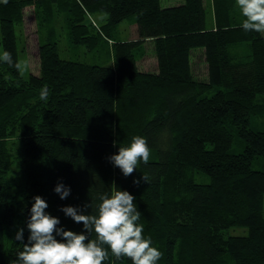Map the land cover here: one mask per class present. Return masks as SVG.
<instances>
[{"label":"trees","instance_id":"obj_1","mask_svg":"<svg viewBox=\"0 0 264 264\" xmlns=\"http://www.w3.org/2000/svg\"><path fill=\"white\" fill-rule=\"evenodd\" d=\"M59 1H35L47 5V25ZM161 1L67 0L71 43L99 49L111 65L61 58L51 27L38 42V74L23 77L0 62V264L22 250L18 229L28 242L34 196L46 200L60 227L80 233L83 224L61 208L95 214L99 196L114 187L134 195L144 236L163 253L157 264H264V128L252 127L258 116L264 125V34L242 30L235 0H211L210 29L206 0ZM28 2L0 0L1 50L14 61L16 25ZM98 12L106 18L96 25L88 15ZM124 20L135 25L136 38L113 35ZM148 40L155 71L136 63ZM196 50L203 51L204 80L193 72ZM45 85L50 94L41 101ZM12 135L19 176L11 180ZM137 135L147 139L149 163L126 177L109 157ZM197 173L208 182H197ZM57 183L70 188L66 199L54 192ZM105 264L131 261L110 257Z\"/></svg>","mask_w":264,"mask_h":264},{"label":"clouds","instance_id":"obj_2","mask_svg":"<svg viewBox=\"0 0 264 264\" xmlns=\"http://www.w3.org/2000/svg\"><path fill=\"white\" fill-rule=\"evenodd\" d=\"M2 2L7 4L8 0ZM235 3L243 17L242 30L264 34V0H235ZM0 62L17 70L26 67L25 62L14 61L7 50L0 53ZM49 94L50 88L42 86L40 100L47 101ZM150 154L146 137L137 135L126 146H120L109 160L127 177L141 162L148 164ZM141 179L147 183L150 177L142 175ZM133 183L138 185L140 180ZM53 190L60 199L70 195V188L63 183H57ZM33 201L27 222L28 242H23L24 230L18 229L15 239L23 247L11 264H105L110 257L113 262L127 258L131 264H157L162 258L163 253L152 246L151 238H145L144 226L139 223L142 214L134 203V195L126 190L114 187L109 194L102 193L95 214L63 206L61 211L66 216L83 224L84 231L80 233L60 227V220L45 211L48 204L41 196H34ZM86 207L92 208V203Z\"/></svg>","mask_w":264,"mask_h":264},{"label":"rangeland","instance_id":"obj_3","mask_svg":"<svg viewBox=\"0 0 264 264\" xmlns=\"http://www.w3.org/2000/svg\"><path fill=\"white\" fill-rule=\"evenodd\" d=\"M23 7V21L16 25L17 31V43L19 52V61L26 63V67L20 70L23 77H27L29 73L38 74L39 72V58H38V42L49 35V28L51 27V41H55L58 45V52L61 58L81 61L89 64L98 65H111L112 58L106 53L102 54L99 49L88 50L83 45H76L71 43L69 38L68 22L70 10L65 3L67 0H60L59 2L50 5V11H52V22L47 25L45 18L48 14L47 5L42 3H35L36 0H28ZM38 1V0H37ZM179 0H162L161 4L175 5L179 4ZM206 28L210 29L214 25V13L211 0H206ZM38 9L40 15L35 12ZM239 11L236 3L233 4V14H238ZM240 12V11H239ZM240 14V13H239ZM242 17V16H241ZM106 13L98 12L88 15V19L91 23L101 24L105 22ZM43 22V23H42ZM113 35L119 37L121 40L136 38V27L133 24L128 23L126 20L121 21L114 29ZM0 53H2L0 45ZM136 63L139 69L143 71H155L156 59L153 52V43L151 40L142 44L141 48L136 52ZM193 72L198 79L204 80L207 76V68L204 62V55L202 50H196L193 54ZM262 122V123H261ZM252 127L254 129H263V118L257 117L253 121ZM17 138L12 135L9 139L8 145L14 154L13 162L10 167L9 178L11 180L17 179L19 176L18 163L16 161V155L18 153ZM262 167V166H261ZM195 180L197 182H208V178L200 173L195 174ZM264 208V205H263ZM232 233H244V229L241 227H232L230 230Z\"/></svg>","mask_w":264,"mask_h":264}]
</instances>
